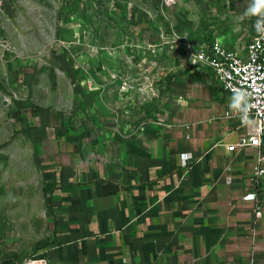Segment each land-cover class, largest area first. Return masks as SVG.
<instances>
[{
	"label": "rangeland",
	"instance_id": "374dc122",
	"mask_svg": "<svg viewBox=\"0 0 264 264\" xmlns=\"http://www.w3.org/2000/svg\"><path fill=\"white\" fill-rule=\"evenodd\" d=\"M0 2V264H51L52 133L118 139L158 120L197 72L191 51L244 53L254 16L250 0Z\"/></svg>",
	"mask_w": 264,
	"mask_h": 264
},
{
	"label": "crops",
	"instance_id": "0c3cea01",
	"mask_svg": "<svg viewBox=\"0 0 264 264\" xmlns=\"http://www.w3.org/2000/svg\"><path fill=\"white\" fill-rule=\"evenodd\" d=\"M184 84L163 116L118 139L52 133L51 264H264V176L250 180L257 149H226L244 133L223 117L234 95L206 67Z\"/></svg>",
	"mask_w": 264,
	"mask_h": 264
},
{
	"label": "built area",
	"instance_id": "2783aa9c",
	"mask_svg": "<svg viewBox=\"0 0 264 264\" xmlns=\"http://www.w3.org/2000/svg\"><path fill=\"white\" fill-rule=\"evenodd\" d=\"M256 20L254 16L251 39L244 53L233 51L219 39H213L201 43L188 57L193 68H208L224 92L246 94L249 105L246 116L229 108L223 112V117L236 119L238 126L244 129L236 142L226 145L227 151L242 147L257 149V158L251 169L252 183H258L264 176V35L256 31ZM189 158L188 153L180 154L183 166ZM227 181H230V176H227ZM255 196L254 192H248L242 198L253 200ZM254 214L258 218L260 209L257 208ZM245 264H252V260Z\"/></svg>",
	"mask_w": 264,
	"mask_h": 264
},
{
	"label": "clouds",
	"instance_id": "9594fccd",
	"mask_svg": "<svg viewBox=\"0 0 264 264\" xmlns=\"http://www.w3.org/2000/svg\"><path fill=\"white\" fill-rule=\"evenodd\" d=\"M243 15L245 17L256 16V31L260 35H264V0H250ZM230 107L235 111L242 112L246 116L249 108L246 94L242 92L234 94Z\"/></svg>",
	"mask_w": 264,
	"mask_h": 264
},
{
	"label": "bare ground",
	"instance_id": "6f19581e",
	"mask_svg": "<svg viewBox=\"0 0 264 264\" xmlns=\"http://www.w3.org/2000/svg\"><path fill=\"white\" fill-rule=\"evenodd\" d=\"M27 264H39L38 260H30Z\"/></svg>",
	"mask_w": 264,
	"mask_h": 264
}]
</instances>
